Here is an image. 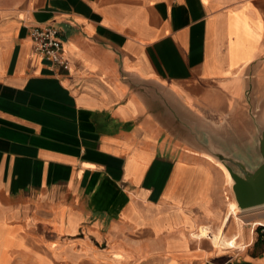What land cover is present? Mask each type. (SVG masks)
Here are the masks:
<instances>
[{"label": "crops", "instance_id": "obj_1", "mask_svg": "<svg viewBox=\"0 0 264 264\" xmlns=\"http://www.w3.org/2000/svg\"><path fill=\"white\" fill-rule=\"evenodd\" d=\"M261 108L264 0H0V264H264V208L228 230L205 147L242 124L251 155ZM227 215L243 248L195 237Z\"/></svg>", "mask_w": 264, "mask_h": 264}, {"label": "water", "instance_id": "obj_2", "mask_svg": "<svg viewBox=\"0 0 264 264\" xmlns=\"http://www.w3.org/2000/svg\"><path fill=\"white\" fill-rule=\"evenodd\" d=\"M256 123V122H255ZM206 149L223 162L234 181L233 192L244 211L264 205V125L259 124L249 151L242 154L216 139H205Z\"/></svg>", "mask_w": 264, "mask_h": 264}, {"label": "rangeland", "instance_id": "obj_3", "mask_svg": "<svg viewBox=\"0 0 264 264\" xmlns=\"http://www.w3.org/2000/svg\"><path fill=\"white\" fill-rule=\"evenodd\" d=\"M256 113H257V117L255 118V122H256L255 123V132L257 131V127L259 126V124L264 125V108H261L260 111L256 112ZM244 126H246V124ZM241 127H242V124L239 125L240 129L238 131H236L235 127H234V131L232 129L231 130H229V129L225 130L222 133L225 136V140H218V139H216V140H218L222 144H225V145L229 146L230 148L234 147V152L236 150L241 151V152L245 151L247 149V143H248V141L246 139V135L247 134H246V130H241L242 129ZM227 190H231V188L226 189V192H227ZM230 196H232L231 193H230ZM224 197H225V199L227 201L226 204H228L227 205V209L229 210L228 206H229L230 199H229V197L227 196L226 193H225ZM263 208H264V206H261L259 208H252V209L244 210V211H242L239 208L240 209V211L238 212L239 219L237 220L235 217H233L231 222L229 223L228 230L232 231V229H234V233H236L239 230V228H241V226L244 227V225H248L247 227H251L248 224L247 219L252 215L253 212L261 211ZM246 222H247V224H246ZM225 228H224V231L226 232ZM259 231H260V227L256 228V233H258ZM216 248H218V247H216ZM60 250H62V248H60ZM54 252L57 255H60L61 253H63L61 251H59V252L58 251H54ZM66 254H68V252ZM78 254L80 255L79 256L80 261H78L77 264H83L84 261H85V255H84L83 252L82 253L78 252ZM4 257H5V254L3 252H0V258L3 259ZM38 259H39V264H53L44 255H39ZM104 260L106 261L107 264H150V261H149L148 258L143 260V261L126 259L123 262L119 263V262L113 261L111 258H109V256H107V257H104ZM154 264H155V262H154ZM160 264H163V263H160Z\"/></svg>", "mask_w": 264, "mask_h": 264}, {"label": "built area", "instance_id": "obj_4", "mask_svg": "<svg viewBox=\"0 0 264 264\" xmlns=\"http://www.w3.org/2000/svg\"><path fill=\"white\" fill-rule=\"evenodd\" d=\"M31 38L41 59L57 65L62 70H69V61L65 58L63 43L56 27H34Z\"/></svg>", "mask_w": 264, "mask_h": 264}, {"label": "bare ground", "instance_id": "obj_5", "mask_svg": "<svg viewBox=\"0 0 264 264\" xmlns=\"http://www.w3.org/2000/svg\"><path fill=\"white\" fill-rule=\"evenodd\" d=\"M209 158L212 161H214L221 168V170L223 171V173L226 177L227 187L231 188V190H232V191L227 190V192H226L227 196L230 199L229 209H230V212L233 214V216L238 220L239 219L238 212L240 211V209L238 207V203H237L235 196H234V192H233L234 181L230 175V172L223 162H221L220 160H218L214 157H211V156H209ZM230 193L232 196H230ZM247 210H249V209H247ZM228 218L229 217L227 215L224 222L222 223L221 227L219 228L218 233L214 232V230L210 227H202L199 232L195 233V237H197L198 239L201 237H210L214 246L221 248V249L224 247L231 248V249L243 248L244 245L238 241L237 237L233 236L230 239H228L226 237V232L224 231V228L227 226Z\"/></svg>", "mask_w": 264, "mask_h": 264}]
</instances>
